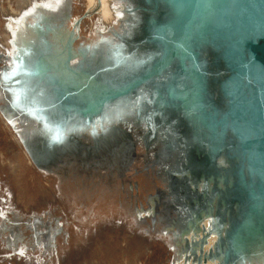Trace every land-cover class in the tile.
<instances>
[{
	"label": "rangeland",
	"instance_id": "rangeland-1",
	"mask_svg": "<svg viewBox=\"0 0 264 264\" xmlns=\"http://www.w3.org/2000/svg\"><path fill=\"white\" fill-rule=\"evenodd\" d=\"M125 5L0 0V264H200L205 234L179 237L164 147H150L136 111H111L95 134L86 120L82 130L71 127L80 125L77 112L60 125L59 108L80 97L84 80L72 89L49 66L54 30H74L87 12L75 47L97 51L126 27ZM94 51V60L112 58ZM253 250V264H264V250Z\"/></svg>",
	"mask_w": 264,
	"mask_h": 264
},
{
	"label": "water",
	"instance_id": "water-1",
	"mask_svg": "<svg viewBox=\"0 0 264 264\" xmlns=\"http://www.w3.org/2000/svg\"><path fill=\"white\" fill-rule=\"evenodd\" d=\"M124 2L138 11L140 37L110 60L84 61L96 90L80 82L79 101L59 108L60 125L71 108L89 123L145 89L149 120L175 131L186 153L181 175L197 191L179 237L203 231L200 264H253V248L264 250V0Z\"/></svg>",
	"mask_w": 264,
	"mask_h": 264
},
{
	"label": "flooded vegetation",
	"instance_id": "flooded-vegetation-1",
	"mask_svg": "<svg viewBox=\"0 0 264 264\" xmlns=\"http://www.w3.org/2000/svg\"><path fill=\"white\" fill-rule=\"evenodd\" d=\"M125 11L128 14V19H126V27L121 28L122 33H117L116 39L114 42L109 41V43L105 45H98L97 51H94L96 49H93L94 52L105 53L106 55H109L113 51L120 50L119 46L124 47L125 46V40H135L140 37V26L139 21L140 17L138 15V11L134 9V5L131 3L126 4ZM77 49H84V54L82 55V64L84 61L89 59L93 53V51L88 50L86 47L84 48H77ZM97 59V58H96ZM84 65V64H83ZM149 94L145 89H141L136 95L132 97H127L124 100H120L114 103H111V105H107L104 108L103 115H98L96 118H93L92 122H89L91 131L93 134L97 132L98 126H105L104 122H101L103 120H106V116L111 111L113 113L118 112V110H129L132 109L136 111L137 117L136 121L140 125L144 123L146 125V133L144 137H149L153 139V144L150 146L152 148L155 144H161L164 147L163 152H159V155L163 156V160L167 161V165H170L169 169H165L167 176L166 183L171 187L172 194L170 196H175V199L177 200H169L168 204V212L173 215V224L175 227L182 229V227L185 226L188 220H190L191 215L193 214L194 204L193 201L195 196L193 193L194 190L191 187L190 183L191 181H188L184 175H181L182 172L186 169V153L182 151L180 144L178 143V137H176V133L174 130H166L164 127L156 126L155 123H152L150 120L152 119V115L154 112L151 108H149ZM150 119V120H149ZM81 121H84V119H80L78 122L79 126H73L77 123H73L71 127H74L75 129H84L85 125L81 123ZM69 124V123H68ZM158 155V154H157ZM168 167V166H167ZM183 184V185H182ZM186 185H189L190 189L187 188ZM179 202V203H178ZM173 204V205H172ZM194 208V209H193ZM193 209V210H192Z\"/></svg>",
	"mask_w": 264,
	"mask_h": 264
},
{
	"label": "bare ground",
	"instance_id": "bare-ground-1",
	"mask_svg": "<svg viewBox=\"0 0 264 264\" xmlns=\"http://www.w3.org/2000/svg\"><path fill=\"white\" fill-rule=\"evenodd\" d=\"M85 19H91V16L89 17L87 12H85V14H83V17L79 18L74 30H72V31L66 30V29L54 30L53 35H55V39L58 43V44H55L57 53H56V56H52L51 58H49V60L51 59L49 61V66L55 67L59 74H64V75L67 74L71 80V88L73 87L72 82H74V80L77 81V79H79V80L81 79V80H84L81 82L83 85H88L89 87H91L95 91L96 89L93 86L94 80L89 79L80 70L81 66L83 65L82 64V61H83L82 55L84 54V51H83L84 49L78 50L75 47V44H76V41L78 38V35L75 34V31L76 30L78 31L80 29L81 23ZM66 34H70V36L67 40L64 39L66 37ZM65 42H67L66 45L64 44ZM70 100H71L70 106L73 105V103L75 101H77V102L79 101V99H74V98H71ZM71 110H72V112H70V115H73L75 113V110H74V108ZM210 224H211L210 219H206L202 223L203 227L205 228V231H208L210 229ZM216 241H217L216 234H213V235L208 237V239H207V244H208L207 252H209V250L215 246V244L217 243ZM206 246L207 245H205V247ZM205 247H204V252H205V254H207V252L205 251ZM198 252H199V249H198ZM193 263H199V262H193ZM204 263L205 262H202V264H204ZM210 263L218 264L216 261H211V260H208L206 264H210Z\"/></svg>",
	"mask_w": 264,
	"mask_h": 264
}]
</instances>
